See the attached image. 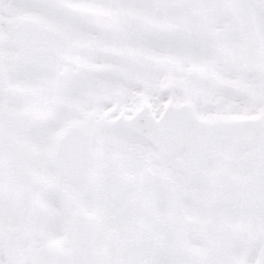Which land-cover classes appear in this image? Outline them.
I'll list each match as a JSON object with an SVG mask.
<instances>
[{"label": "snow or ice", "instance_id": "6c2138e0", "mask_svg": "<svg viewBox=\"0 0 264 264\" xmlns=\"http://www.w3.org/2000/svg\"><path fill=\"white\" fill-rule=\"evenodd\" d=\"M0 264H264V0H0Z\"/></svg>", "mask_w": 264, "mask_h": 264}]
</instances>
